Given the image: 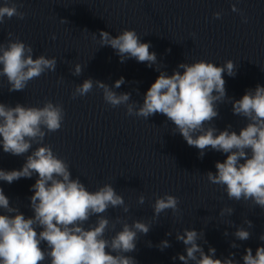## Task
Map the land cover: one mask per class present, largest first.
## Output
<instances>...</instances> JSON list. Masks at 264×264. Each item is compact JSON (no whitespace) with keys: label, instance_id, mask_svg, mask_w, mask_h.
Listing matches in <instances>:
<instances>
[{"label":"water","instance_id":"1","mask_svg":"<svg viewBox=\"0 0 264 264\" xmlns=\"http://www.w3.org/2000/svg\"><path fill=\"white\" fill-rule=\"evenodd\" d=\"M10 2L26 15L23 20L16 16L5 18L0 24V44H7V34L11 32L12 40L18 38L32 46L34 59L41 54L55 57L57 66L55 71L30 80L24 91L9 92L6 77H0V103L13 107L17 103L42 107L46 101L62 104L65 110L62 127L47 133L43 144L50 145L58 158L68 163L72 178L79 177L89 191L111 184L129 209L125 212L123 207L109 208L103 214L110 221L106 238L121 230L122 223H117V218L129 224L135 220L148 223L151 227L148 234H138L136 250L126 254L137 264H182L177 254L186 255L185 245L176 239V232L185 228L203 231L204 238L197 243L206 254L209 246L216 249L214 258L224 259L235 253L234 259L239 264H243L245 248L251 247L255 255L256 248L264 246V241L259 240L264 233V210L251 202L230 200L221 186L209 183L204 175L209 171L215 173V163L223 162L226 154L208 149L199 158L197 148L189 146L179 133H172L174 125L164 115L156 114L147 120L128 116L126 106L113 108L107 104L102 89L95 84L86 96L72 97L76 85L85 79L99 80L111 87L124 77L125 83L115 91L131 93L130 103L135 101L139 105L159 75L157 67L171 75L180 63L205 60L221 66L231 59L237 69L235 77L223 74L226 95L240 99L257 84L264 86V0ZM3 3L0 0V6ZM232 4L240 12H233ZM216 12L221 13L219 19L214 18ZM126 28L134 29L141 42L151 44L157 66L150 68L135 59L121 63L110 46L100 47V31L115 37ZM77 63L82 74L73 76ZM178 70L183 73V69ZM218 112L212 123L220 131L231 125V130L239 134L248 122L233 114L230 101L218 104ZM38 146L41 145L33 144L22 156L4 153L0 146V169H21L26 156ZM37 178L36 175L21 178L11 184L0 181L10 206L26 217L33 216L30 187ZM165 193L179 198V211L174 214L168 209L156 217L153 204ZM141 195L145 197L142 205L138 203ZM229 207L234 209L232 215L219 214ZM0 214H5L3 209ZM96 219L91 217L85 227ZM247 219L253 223L249 229L251 238L236 240L232 233L236 227H247L244 224ZM168 232L172 234L166 235ZM163 240L171 246L161 251L157 245ZM233 242L239 247H231ZM43 264H50V259Z\"/></svg>","mask_w":264,"mask_h":264},{"label":"clouds","instance_id":"2","mask_svg":"<svg viewBox=\"0 0 264 264\" xmlns=\"http://www.w3.org/2000/svg\"><path fill=\"white\" fill-rule=\"evenodd\" d=\"M239 2V0H237ZM233 12H240L232 4ZM25 13L18 11L17 5L4 0L0 6V24L5 18L16 16L23 20ZM221 17L220 12L213 14ZM64 22V20H61ZM243 22H247L244 18ZM9 32L7 44H0V77H6L8 91H24L30 80L40 77L47 71H55L57 60L41 54L33 58V48L18 38L12 40ZM96 34H93V39ZM100 47L110 46L124 63L135 59L148 67L158 65L155 52L150 51L151 44L141 42L134 29H123L113 37L109 32L100 31ZM55 39V36L52 37ZM170 51V50H169ZM178 69H183L181 73ZM237 65L229 59L221 66L205 60L193 63H180L171 75L159 71L143 97V103L131 100V93H118L125 83L124 77L109 86L99 80L85 79L76 85L72 97H83L94 87L102 89L103 99L111 107L126 106V115L143 117L147 120L156 114L164 115L174 127L172 133H179L189 146L199 150L203 158L206 150L226 154L223 162L215 163L216 172L204 174L209 183L219 185L230 200L251 202L264 210V86L246 90L238 100L226 95V81L223 74L235 77ZM73 76L82 74V67L75 64ZM138 91V90H137ZM230 101L234 115L248 121L237 134L228 125L220 131L213 125L218 117V104ZM65 110L62 104L46 101L42 107L26 106L17 103L14 107L0 103V146L3 152L22 156L38 144L19 170L0 169V181L11 184L21 178H38L31 185L33 195L29 197L33 216L26 217L18 208L10 206L9 198L0 187V264H137L127 253L136 250L138 234L147 235L151 227L142 220L132 224L122 222V228L110 238L105 237L110 221L103 214L109 208L125 206L123 197L117 194L111 184H104L96 191H89L79 177L72 178L68 163L58 158L50 145L43 144L47 133L58 131L62 127ZM145 202L141 195L139 204ZM179 198L165 193L158 196L153 204L154 215L158 217L165 210L179 211ZM234 209L225 208L219 213L232 215ZM96 216L94 224H85ZM247 227H236L232 235L236 240L247 241L253 228L251 220H245ZM115 228V224L112 225ZM168 232L166 235L170 236ZM228 236L227 231L224 232ZM203 231L185 228L176 232V239L185 245V254H177L182 264H239L235 253L228 258H214L216 249L209 246L207 254L197 243ZM264 241V233L259 236ZM207 243V241H204ZM46 245V248L42 247ZM149 246L151 243L149 242ZM171 245L167 240L157 247L162 251ZM231 247L237 248L235 242ZM177 257H173L175 260ZM243 264H264V246H258L253 254L251 247L245 248L241 257Z\"/></svg>","mask_w":264,"mask_h":264}]
</instances>
